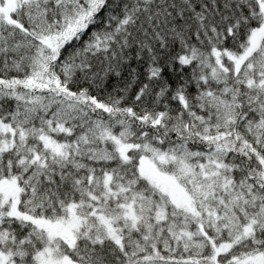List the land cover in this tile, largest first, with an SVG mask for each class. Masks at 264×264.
<instances>
[{
  "label": "snow or ice",
  "instance_id": "obj_1",
  "mask_svg": "<svg viewBox=\"0 0 264 264\" xmlns=\"http://www.w3.org/2000/svg\"><path fill=\"white\" fill-rule=\"evenodd\" d=\"M0 264H264V0H0Z\"/></svg>",
  "mask_w": 264,
  "mask_h": 264
}]
</instances>
